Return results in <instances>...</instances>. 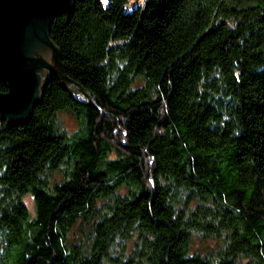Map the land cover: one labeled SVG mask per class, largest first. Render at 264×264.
<instances>
[{
	"label": "trees",
	"instance_id": "16d2710c",
	"mask_svg": "<svg viewBox=\"0 0 264 264\" xmlns=\"http://www.w3.org/2000/svg\"><path fill=\"white\" fill-rule=\"evenodd\" d=\"M50 38L68 81L0 122V264H264V0H75Z\"/></svg>",
	"mask_w": 264,
	"mask_h": 264
},
{
	"label": "water",
	"instance_id": "95a60500",
	"mask_svg": "<svg viewBox=\"0 0 264 264\" xmlns=\"http://www.w3.org/2000/svg\"><path fill=\"white\" fill-rule=\"evenodd\" d=\"M74 10L75 0H0V83L7 87L0 92V122H28L50 79L68 81L50 30L55 18L69 20Z\"/></svg>",
	"mask_w": 264,
	"mask_h": 264
},
{
	"label": "rangeland",
	"instance_id": "374dc122",
	"mask_svg": "<svg viewBox=\"0 0 264 264\" xmlns=\"http://www.w3.org/2000/svg\"><path fill=\"white\" fill-rule=\"evenodd\" d=\"M132 3H134L136 0H131ZM145 1L144 0H138L136 4H143ZM65 122L67 124V126L70 129H74L76 127L75 122L73 121V119L71 117H69L68 115L64 116ZM26 202L28 204V206L30 207V209H33L34 203L31 197H27L26 198Z\"/></svg>",
	"mask_w": 264,
	"mask_h": 264
}]
</instances>
